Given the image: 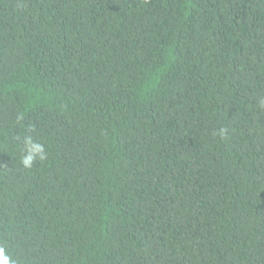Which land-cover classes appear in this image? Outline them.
I'll list each match as a JSON object with an SVG mask.
<instances>
[{
    "label": "trees",
    "instance_id": "obj_1",
    "mask_svg": "<svg viewBox=\"0 0 264 264\" xmlns=\"http://www.w3.org/2000/svg\"><path fill=\"white\" fill-rule=\"evenodd\" d=\"M0 261L264 264V0H0Z\"/></svg>",
    "mask_w": 264,
    "mask_h": 264
},
{
    "label": "clouds",
    "instance_id": "obj_2",
    "mask_svg": "<svg viewBox=\"0 0 264 264\" xmlns=\"http://www.w3.org/2000/svg\"><path fill=\"white\" fill-rule=\"evenodd\" d=\"M224 133V130L221 131V134ZM35 153L34 152H31L30 151V154L24 159L23 163L25 164V166H30L31 165V162H32V159H33V155ZM0 264H4L3 261H0Z\"/></svg>",
    "mask_w": 264,
    "mask_h": 264
}]
</instances>
